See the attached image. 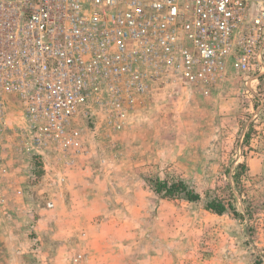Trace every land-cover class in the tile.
I'll use <instances>...</instances> for the list:
<instances>
[{"label":"rangeland","instance_id":"obj_1","mask_svg":"<svg viewBox=\"0 0 264 264\" xmlns=\"http://www.w3.org/2000/svg\"><path fill=\"white\" fill-rule=\"evenodd\" d=\"M244 89L232 70L208 96L154 86L121 128L93 110L79 124L87 150L72 164L29 146L8 95L0 264H264V116L252 121ZM161 181H183L200 199L165 197Z\"/></svg>","mask_w":264,"mask_h":264},{"label":"built area","instance_id":"obj_2","mask_svg":"<svg viewBox=\"0 0 264 264\" xmlns=\"http://www.w3.org/2000/svg\"><path fill=\"white\" fill-rule=\"evenodd\" d=\"M231 70L258 123L264 0H0V117L14 96L29 146L67 164L87 150L93 110L121 128L154 86L208 96Z\"/></svg>","mask_w":264,"mask_h":264},{"label":"trees","instance_id":"obj_3","mask_svg":"<svg viewBox=\"0 0 264 264\" xmlns=\"http://www.w3.org/2000/svg\"><path fill=\"white\" fill-rule=\"evenodd\" d=\"M165 190L164 196L170 197V196H176L178 194H184L185 197H187L191 201H197L200 199V195L195 192L193 189H190L183 181H177L172 184H169L166 181L157 182L155 185V191L157 193H162V191ZM209 209L213 210L216 213H223L225 211V206L215 204L213 202H210L208 205ZM260 264V263H255Z\"/></svg>","mask_w":264,"mask_h":264}]
</instances>
